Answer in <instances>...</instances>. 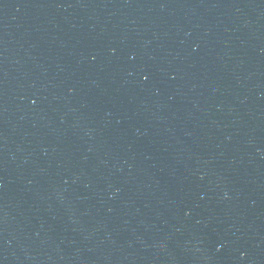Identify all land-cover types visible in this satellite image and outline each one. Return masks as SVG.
Returning <instances> with one entry per match:
<instances>
[{
    "label": "water",
    "instance_id": "obj_1",
    "mask_svg": "<svg viewBox=\"0 0 264 264\" xmlns=\"http://www.w3.org/2000/svg\"><path fill=\"white\" fill-rule=\"evenodd\" d=\"M0 264H264V0H0Z\"/></svg>",
    "mask_w": 264,
    "mask_h": 264
}]
</instances>
